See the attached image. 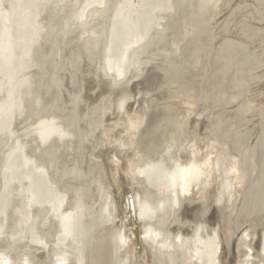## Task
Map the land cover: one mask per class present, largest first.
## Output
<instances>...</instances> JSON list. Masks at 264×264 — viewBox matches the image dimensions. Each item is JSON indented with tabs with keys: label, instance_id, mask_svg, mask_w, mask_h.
Wrapping results in <instances>:
<instances>
[{
	"label": "bare ground",
	"instance_id": "6f19581e",
	"mask_svg": "<svg viewBox=\"0 0 264 264\" xmlns=\"http://www.w3.org/2000/svg\"><path fill=\"white\" fill-rule=\"evenodd\" d=\"M11 2L12 10L7 15L4 12L5 9L3 10V3L5 2L0 0V140L4 135L10 137V140L16 139L15 137L18 136L13 127L17 116H20L19 113L27 105L25 102L28 101L23 94V89L26 90L30 86L34 89L33 86L35 85L32 76L28 78L27 74L32 72L35 63H37L38 49L45 48L43 46L47 45V41L48 44L50 42L49 25L43 23L44 14L47 13L45 6L52 4L47 15L51 12L50 10L56 8V15L60 19L59 25L64 18L68 19L70 14L68 11L72 8V4L77 6L74 4L75 0H11ZM136 2L134 0H121L117 5L118 7L114 9L112 21L107 24L106 18L109 14L107 8L110 6V0H84L82 4L79 1L75 14L69 18L67 25H62L63 28L60 32L61 40H59L62 45L60 51L62 50V52L58 54V58L60 61L64 59L63 53L67 49L65 45L74 41L77 53L75 55L78 57V61H76L87 91L88 101H85V104L97 103L98 105L89 111L98 116L95 118V123L92 122V130H88V133L90 132L89 135L95 140L93 143L90 141L91 139L89 140L92 146L91 155L96 157L94 159L97 161L93 167L94 170L92 169L93 179L90 183L94 187L95 196L93 199L97 203L103 201L100 212L94 214L90 207L80 202L74 206H68L66 195L62 192H55L53 189L48 165L39 164L34 156L27 157L28 148L25 149L23 146L25 144L16 140V143L12 145L9 140L8 143H11L12 148L9 144L7 145L12 150L6 154V164L3 170L8 180L4 177L5 182H2L4 184L8 182L6 185L9 186V195L13 199L17 198L18 200L19 198L18 203L21 201L22 204H19L21 206L18 207L19 210L14 207L15 211L19 212L17 213L20 221L19 230L10 233V230H7L9 227L3 226L4 223L0 220V250L9 256L8 260L6 259L1 264H14L11 259L12 256L9 254L20 258V260L30 259L33 264H50L54 260L55 263L53 264H89L90 257L96 253L94 252L95 247L98 249L100 246L96 243V235L99 229L107 224L112 226L106 231L103 240L104 246L102 243L101 249L99 247L101 250L99 254L122 255L119 264H127L128 258L125 256L126 254H123L128 246L132 248V264H151L148 261V252L152 255L153 264H224L228 255L230 256V264H264V231L260 236L256 232L250 231L251 229L245 231L238 238V244L231 247L225 246V240H223L219 227H214L209 233H204L206 231L205 215L206 211L211 209L210 205L212 207L217 206L213 216H218L222 206L232 205V199H235L236 202V198L240 194L239 188L244 186L243 183L247 178L242 173L238 160H234L232 165L227 166L228 163L225 162L224 164V161H221L224 159L222 154L223 159L220 156L214 157L215 151L212 153L211 148L215 147L213 150H216V146H207L204 151L198 147L194 136L189 139L191 143L189 156L186 159L177 157L167 172L161 169L160 164L156 165L153 161L145 158L146 130L149 127L147 123L151 120V118L148 120L147 109H150L152 99V88L150 87L152 83L146 77L150 75L147 73H150L151 62L149 58L144 56L145 45L149 38L154 39L152 33L158 32L155 30L163 26L162 21L171 13L172 7L169 0H137ZM208 6L205 10L209 8ZM212 7L209 8L210 11ZM85 21V25L79 26ZM73 28L76 29V34L73 38L68 39L67 30L72 31ZM44 34L45 36L48 35L46 39L41 38ZM42 41L46 43L44 42L42 45ZM38 43L41 44L37 49L35 47ZM173 44L176 43L173 42ZM177 47L175 45V48ZM39 53L41 52L39 51ZM59 59H56L55 65L57 66H60ZM5 65L6 67L3 68ZM56 69L58 68L56 67ZM72 69L75 67H70L69 73L73 72ZM25 75L27 77L23 79ZM60 75L56 79L58 83L51 85L52 95L57 101L62 93ZM71 75L73 76V74ZM151 79L154 78L151 77ZM100 91L106 93L107 97L103 98V100H108L106 106L103 105L105 102L98 99L101 95ZM173 101H176V104L183 109L191 107V100H184L180 97ZM86 108L88 109V107ZM86 110L85 112L88 111ZM37 111L39 112V110ZM182 117L181 120L178 119L177 127H179L181 134H186V124ZM45 118L31 125V132L29 129L32 138L36 140L35 143H38V150L40 151L49 147L52 142L61 144L72 137V135L69 137V132L65 133L64 129L62 130L57 118ZM194 118L195 116L192 119ZM197 119L199 118L197 117ZM176 131L178 132V130ZM67 142H71V140ZM172 145L174 147L175 144ZM61 146L59 147L61 148ZM177 154L179 152L175 153V155ZM58 156L61 157V154ZM162 164L165 165V163ZM222 164H227L226 168H228L225 172H222ZM10 167L16 172L9 174L8 170L5 171ZM19 172L23 174L24 178L14 179L15 174H19ZM135 182L139 185L138 190L134 189L135 186L132 187ZM104 183L111 187L107 192L104 191ZM257 189L259 188L257 187ZM148 191L149 194L152 192L150 195L156 197L155 202L151 201L153 198L150 200L145 197ZM105 195H107L106 199L104 198ZM235 196L236 198H233ZM11 197H9V201L12 200ZM37 197L41 200L42 210L30 209L29 207V200ZM206 203L207 206H205ZM184 204H189L190 214L198 216V220L191 224L194 229L187 234L183 232L182 228L170 230L166 226L168 221L172 223L170 219L178 214ZM203 204H205L204 207ZM48 205L58 208V214L54 218L50 217ZM5 206L7 208V205ZM114 209L118 211L119 221L122 224L121 229H116L113 225L115 221ZM24 210L26 216L23 215ZM2 212L4 210L0 211V214ZM16 215L14 217H18ZM62 217L71 218L74 224V234L67 235V238L66 236L63 237L64 231L60 229ZM136 226L140 228L143 245L141 251L136 245ZM50 228H54V231ZM103 230L104 228L102 232ZM49 231L54 232L53 239L50 238ZM50 250L51 254H49ZM45 254L49 255L48 259ZM45 258L47 260L43 261ZM20 264L28 263L22 262Z\"/></svg>",
	"mask_w": 264,
	"mask_h": 264
},
{
	"label": "rangeland",
	"instance_id": "374dc122",
	"mask_svg": "<svg viewBox=\"0 0 264 264\" xmlns=\"http://www.w3.org/2000/svg\"><path fill=\"white\" fill-rule=\"evenodd\" d=\"M79 1L82 4L84 0H75L76 3L74 2V4L78 6ZM134 1L137 3V0ZM169 1L172 11L166 16V18H168L162 21L164 27H158L155 30L158 32L152 33L154 39L151 40V38H149L145 45L146 52L144 56L145 58H149L151 62L149 67L150 73H147V75H150L149 77L146 76L150 81L147 80V78L146 80L155 84H151L150 86L152 88V103L150 102L151 106L149 110L147 109V113L149 114L148 120H150V118L151 120L147 123L149 127L146 130L145 158L153 161L156 165L160 164L162 167L161 169L167 172L177 157L186 159L189 156L191 151L189 139L194 136L198 147L204 151L207 146H216V150H213L215 147H213V149L211 148V151H213L212 153L215 151L214 157H221L222 154L224 159L221 157L223 159L221 161H224V164L225 162L228 163V165L226 164L227 166L232 165L234 160H238L242 173H244L247 178L243 183L244 186L242 185L243 187L241 186L239 188V196L237 198L236 196L233 197L236 198V202L235 199H232V205L222 206V214L219 213L218 216L214 217L213 215L217 206L212 207V205H210L212 210L209 208V210L206 211V231L204 230L206 234L209 233L212 228L219 227L223 240H225V246H235L238 244V238L241 237L245 231L251 229L250 231L256 232L259 236L264 231V0ZM3 2H5L3 3V10L5 9L4 12L9 14L12 10V2L11 0H3ZM110 2V6L107 8L109 12L106 18L107 24L112 21L114 9L118 7L117 5H119L121 0H110ZM49 5L47 4V6H45L47 8V13L45 11L46 14H44L45 16L43 17V23L47 26L49 25L50 42L48 44L47 41V45L43 46L45 48H37L41 52L39 53L38 51L37 53V63H35L31 73L27 72L28 78L31 76L33 78V83L35 84L33 86L34 89H32L31 86L26 90L25 88L23 89V94L27 98L26 101L28 100L25 102L27 105H25L24 110L22 109V112L19 113L20 116H17L18 118L16 117L17 120H15L16 123L13 127L14 132L16 134L18 133V136L21 138L16 135V139L10 140V137L4 135L0 140V198H2L0 201V211L4 210V212L0 214V220L4 223L3 226L9 227L7 230H10V233L19 230L20 221L19 214H17L19 212L15 210L18 209L22 202L20 201V203H18L19 198L18 200L17 198L13 199V197L9 195L8 182L6 181L7 185L4 184L5 179H8L3 170L6 164V154L11 152V146L16 143V140L21 144H25L23 145L25 149L28 148V151H26L27 157L30 156L29 158H31V156H34L37 158L39 164L44 166L48 165L47 167L50 170V182H52L53 189L55 192H62L66 195L68 206H74L77 202H80L90 207L94 214H98L103 203V201L97 203L95 199H93L95 196L94 187L90 183L93 179V167L97 161L94 159L96 157L91 155L92 146L90 141L93 143L95 140L89 135L90 132L88 133V130H92L91 126L95 123V118L98 115L93 112L90 113L89 111L96 108L98 105L97 103L85 104V101H88L86 97L87 91L85 90V82L77 64L78 57L75 55L77 53L74 41H72L71 44L65 45L67 49L65 48L66 50L63 53L64 59L60 61L58 58V54L62 52V50L60 51V46H62L60 41V32L63 28L62 25H67L69 18L75 14L77 6L72 4V8L68 11L70 12L68 19L66 20L64 18L61 21V25H59L60 19L56 15V8L55 10L51 8V14L49 13V15H47L49 12L48 9H50L49 7H52V4L51 6ZM207 5H209V8L212 6L214 7H212L211 11L209 8L205 10ZM53 6L56 7L55 5ZM45 17L47 20H44L46 19ZM45 21L48 23L46 24ZM46 31L44 32L46 33ZM72 31L67 30L68 39L73 38L76 34L75 28H73ZM159 31H161V33H159ZM69 34L71 35L69 36ZM47 36L44 34L41 38L46 39ZM44 42L42 41V45ZM173 42L176 44H173ZM40 44L41 43H39L38 46H40ZM175 45L178 47L175 48ZM50 53L52 55L54 53L55 56H50ZM56 59H59V65L61 67L55 65ZM56 67L58 69H56ZM70 67H75V69H72V73H69ZM47 72H49L48 75ZM64 74H66V76H64ZM71 74H73V76ZM59 75L61 76L62 93L60 99L57 101L52 95L51 85L58 83L56 79ZM27 76H23V79ZM46 76L48 77L45 78ZM150 76L154 79H151ZM100 92L101 95L99 94L100 97L98 99L101 102H105L103 105L106 106L105 104L108 103V100H103L104 97H107L106 93L103 91ZM27 94L29 95L27 96ZM178 96L184 100H191V107L187 109L179 107L176 101H173L180 98ZM175 105L180 109L177 107L175 108ZM180 106L182 105L180 104ZM86 107H88V109ZM36 109L39 110V112ZM181 109H183V111H181ZM85 110L88 113L85 112ZM178 110L180 111L178 112ZM23 112L24 115H22ZM194 116L195 118L192 119ZM44 117L57 118V122L61 125L62 130L64 129L63 131L65 133L69 132V137L72 135L69 139L71 142H67L69 140L63 142L65 144L52 142L46 149L42 151L38 150V143H35L36 140L32 138L33 136L30 133L31 125L36 124L39 120L44 119ZM181 117L185 120L186 134H181L179 127H177V121L178 119L181 120ZM197 117L199 119H197ZM199 120L200 122H197ZM175 129L178 130V132ZM195 132L198 133V136L195 135ZM9 140L12 145L8 143ZM173 141L175 143L172 144L176 145H174V147L170 143ZM7 144H9L11 148ZM166 145H171V147L168 148ZM59 146H61V148ZM178 148L182 149L180 150ZM175 150L179 152V154L175 155V153H177ZM216 151H218L219 154ZM60 154L61 157L58 156ZM226 157H228L227 159L229 160L225 159ZM162 163H165V165ZM226 165L222 166V172H225L228 168H226ZM4 177L6 178L4 179ZM21 177L24 178L23 174L19 172V174H15L13 178L18 180ZM103 187L105 192L111 188L110 185L105 183ZM132 187L138 190L139 185L135 182ZM235 187L237 188V186ZM257 187L259 189H257ZM150 194H152V192H150ZM150 194L148 191L145 197H148L150 200L153 198L151 201L155 202L157 200L156 197ZM9 197H11L12 200L9 201ZM104 198L106 199L107 195H105ZM5 205H7V208ZM12 205L15 206L12 207ZM204 205L205 204H203V207ZM207 205L206 203L205 206ZM14 207L17 208L14 209ZM114 212L115 221L113 225H115L116 229H121L122 224L119 221L118 211L114 209ZM16 214L18 217H14ZM23 215L26 216L25 210L23 211ZM197 217L196 215L190 214L189 204H184L178 211V214L170 219L172 223L168 221L166 226L170 230L182 228L184 233H191L194 229L191 224L198 220ZM215 218L217 219L215 220ZM111 226L112 225L107 224L99 229V235H96V240L98 241H96V243L98 246H101L102 243V246H104L103 240L106 231L109 230ZM103 228L104 230L102 232ZM52 229L51 230L54 231V228ZM52 231L48 232L51 239H53L52 235L54 233ZM99 247L98 249L95 247L96 250L94 252L96 253H93V256L90 257L89 264H119L122 255L117 254L108 256L109 253L104 255L99 254V251H101V247L100 249ZM51 253L50 250L49 254ZM123 255L128 258L127 264L133 263L131 246L127 247ZM45 256H47L48 259L49 255L45 254ZM147 257L148 261L153 264L150 252H148ZM8 258L9 256L0 250V264L6 259L8 260ZM47 259L45 258L43 261ZM226 259L224 264H230L229 255ZM53 263H55V260L50 264Z\"/></svg>",
	"mask_w": 264,
	"mask_h": 264
},
{
	"label": "water",
	"instance_id": "95a60500",
	"mask_svg": "<svg viewBox=\"0 0 264 264\" xmlns=\"http://www.w3.org/2000/svg\"><path fill=\"white\" fill-rule=\"evenodd\" d=\"M35 6H37V5H35ZM33 7H34V5H33ZM85 23H86V21L83 22V23H80L79 26L85 25ZM38 44H37V46H38ZM37 46L35 48H37ZM5 67H6V65L3 66V68H5ZM13 157H16V156H13ZM7 170H8V173L9 174H11L13 172H16V170L13 169V168H11V167H10V169L7 168L5 171H7ZM29 204H30L29 205L30 209L42 210L41 200L38 197L37 198H31L29 200ZM48 208H49V211H50V217L51 218H54V216H57V214H58V208L53 207L52 205H48ZM60 229L64 231L63 237L66 236V238H67V235H73L74 234V224H73L72 219L69 218V217H62L60 219ZM139 229H140L139 226H136V229H135L136 230V235H137L136 245H137L138 249L141 251V249L143 248V245H142V239H141V235H140V230ZM9 255L12 256L11 259H12V262L14 264H20L22 262H26L28 264H33V261H31L30 259L20 260V258H17V257H15L12 254H9Z\"/></svg>",
	"mask_w": 264,
	"mask_h": 264
}]
</instances>
